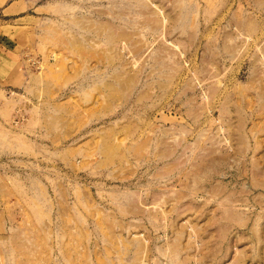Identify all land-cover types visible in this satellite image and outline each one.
<instances>
[{
  "label": "rangeland",
  "instance_id": "obj_1",
  "mask_svg": "<svg viewBox=\"0 0 264 264\" xmlns=\"http://www.w3.org/2000/svg\"><path fill=\"white\" fill-rule=\"evenodd\" d=\"M0 264H264V0H0Z\"/></svg>",
  "mask_w": 264,
  "mask_h": 264
}]
</instances>
